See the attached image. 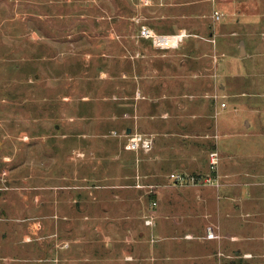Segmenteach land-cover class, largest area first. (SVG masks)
I'll list each match as a JSON object with an SVG mask.
<instances>
[{
    "label": "rangeland",
    "instance_id": "obj_1",
    "mask_svg": "<svg viewBox=\"0 0 264 264\" xmlns=\"http://www.w3.org/2000/svg\"><path fill=\"white\" fill-rule=\"evenodd\" d=\"M215 7L218 23L208 0H0V264H207L185 247L177 258L171 227L159 234L151 157L168 137L190 172L191 155L217 150L222 178L230 115L255 134L252 168L264 169V0ZM141 25L187 36L158 49ZM134 133L148 150L125 149ZM260 217L226 248L238 264L264 260Z\"/></svg>",
    "mask_w": 264,
    "mask_h": 264
},
{
    "label": "crops",
    "instance_id": "obj_2",
    "mask_svg": "<svg viewBox=\"0 0 264 264\" xmlns=\"http://www.w3.org/2000/svg\"><path fill=\"white\" fill-rule=\"evenodd\" d=\"M218 1L221 2L224 0H217L216 3ZM221 20L222 18L215 23ZM182 43L183 41L179 46ZM240 45L239 41V46ZM243 51V48L240 47V54H242ZM223 120L220 128L223 133L220 139V150L223 152V159L220 162V172L223 177L221 178L219 175L218 186L211 184L200 186H180L172 184L168 177L171 172L206 175L209 169L208 160L207 162L205 159L196 161L197 156L191 155L187 166L190 172L176 170L177 167L179 169H184L186 165L183 160H179V158H171L169 149L166 148V143L170 141L168 137H162L157 144H155L151 157L154 177H157L158 182H161L154 183L159 185H157L158 187L153 191L157 195L156 199H152L155 204H151L153 207H157V224H160L158 227L159 234H167L168 228L171 227L170 230L173 231H171V234H168V239H170L175 250H178L175 252V255L177 258H180L181 254L179 250L185 247L186 253L184 258L191 262L194 257H196L197 253L201 251L200 256L206 258L205 261L207 264H217L218 258L216 252L221 251L226 256H232L231 258L223 257V261L238 264L233 260L238 254L237 248L233 250L234 253L230 252L232 250L226 251L227 247L234 246V242L237 241V238L234 239L232 236L236 237L235 232L240 230L241 224H247L249 226H251V224H263L260 215L262 216L264 214V205L259 202V199L261 194L264 197V169H261V167L257 168V166L252 168L251 163V160L255 159L256 156H261L257 152L256 154L253 153L255 147H257L254 145L257 138L253 140L255 134H251L250 132V134L236 133L237 125L230 121L233 120L230 115ZM247 123L246 119L242 120L244 126H246L245 124ZM227 137L231 138L225 139ZM240 137H245L242 138L244 143L241 144L239 140L235 143V139H239ZM251 142L252 147L247 146ZM230 145L231 148L228 150L227 146ZM250 148L252 153L247 152ZM166 156L167 159H165ZM165 164H167L168 167L164 166ZM141 173L144 174L142 170ZM253 180V183H249ZM223 181H231V185L227 183L224 184ZM216 189L219 192L218 195L220 196V200H216L215 198ZM230 192L238 196V201H225L227 199L223 198V196L229 195ZM261 208L263 211H260ZM245 213L250 216L253 215V219L255 220H252V218L244 220L242 215ZM229 223L234 225L232 229L227 227ZM32 225L31 223L29 224V226ZM40 225L41 223H39V226ZM32 227H30V231L33 230ZM201 228L202 233H200ZM35 230L37 231L38 228H35ZM179 235L182 237H179Z\"/></svg>",
    "mask_w": 264,
    "mask_h": 264
},
{
    "label": "built area",
    "instance_id": "obj_3",
    "mask_svg": "<svg viewBox=\"0 0 264 264\" xmlns=\"http://www.w3.org/2000/svg\"><path fill=\"white\" fill-rule=\"evenodd\" d=\"M212 9H211V19L213 22L219 21L223 13L215 7V3L217 0H209ZM138 36L143 39H148L154 47L160 49H168L175 48L179 46V44L183 41V39L187 36V33L184 31H180L172 34H158L146 27L145 25H141L138 30ZM152 144V139L146 135L141 134H131L128 136L127 141L124 144L125 149L127 150H138L144 149L148 150ZM218 152L217 150H210L208 152V174L206 175H191L185 174L182 172H171L168 177L172 184L174 185H192V186H200L205 184H211L218 186L219 176L217 174V165H218ZM152 187V185H151ZM155 204L154 201L151 203ZM217 264H233L232 262H225L222 260L223 257L231 258L232 256H226L223 252L217 251ZM242 257L253 259V255L250 253L242 254ZM251 264H264V260L260 263H251Z\"/></svg>",
    "mask_w": 264,
    "mask_h": 264
},
{
    "label": "water",
    "instance_id": "obj_4",
    "mask_svg": "<svg viewBox=\"0 0 264 264\" xmlns=\"http://www.w3.org/2000/svg\"><path fill=\"white\" fill-rule=\"evenodd\" d=\"M129 132V130H127V133Z\"/></svg>",
    "mask_w": 264,
    "mask_h": 264
}]
</instances>
